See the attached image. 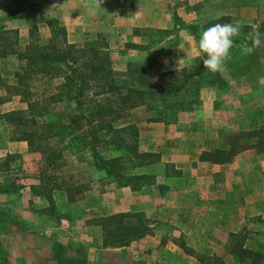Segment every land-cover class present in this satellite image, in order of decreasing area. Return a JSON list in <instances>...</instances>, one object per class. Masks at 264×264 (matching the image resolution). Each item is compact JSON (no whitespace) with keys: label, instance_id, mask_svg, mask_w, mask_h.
I'll use <instances>...</instances> for the list:
<instances>
[{"label":"trees","instance_id":"16d2710c","mask_svg":"<svg viewBox=\"0 0 264 264\" xmlns=\"http://www.w3.org/2000/svg\"><path fill=\"white\" fill-rule=\"evenodd\" d=\"M202 4H195L193 11ZM19 8L28 21L25 40L20 42L16 29L0 30V59L13 56L17 61L15 69L0 78V104L18 97L24 108L1 113L0 122L7 128L8 141H22L26 152L42 157L35 194L50 202L52 192L59 190L70 204L89 189V177H83L80 166L79 178L63 171L68 153L76 157V162L102 172L103 176H98L101 185L112 183L131 191L155 185L162 195L159 181L166 177L169 165L164 164L160 178L137 171L157 163L160 155L139 148L138 129L127 118L135 108H142L147 122L175 121L199 110L201 82L207 79L199 58L194 59L192 71L182 66L153 73L151 64L144 60H127L117 71L112 67L106 34L96 32L81 42H70L59 18L44 15L36 3L23 2ZM171 16V31H152L175 34L181 28L180 20L174 11ZM207 21L205 28L233 22L222 15ZM41 25L47 31L45 37L38 30ZM188 30L193 33L189 26ZM149 33L146 27L133 28L132 34L140 37V43L125 42L124 47L147 50ZM236 134L226 146L202 151L198 160L222 164L244 149L264 152V127ZM86 224L99 228L100 247L109 249L127 247L150 231L149 220L142 212L109 213L86 220ZM245 235L243 231L231 234L228 252L240 261L264 264L263 255L242 246Z\"/></svg>","mask_w":264,"mask_h":264},{"label":"rangeland","instance_id":"374dc122","mask_svg":"<svg viewBox=\"0 0 264 264\" xmlns=\"http://www.w3.org/2000/svg\"><path fill=\"white\" fill-rule=\"evenodd\" d=\"M23 2L36 3L39 7L42 4L44 8H47L44 14L54 9L64 10L62 3L53 1L40 4L39 0H0V30L16 29L20 42L26 38L28 25L27 18L19 8V4ZM200 2L203 4L194 12L193 6ZM104 3L116 4L118 8L115 9V13L122 14L113 17L111 15L108 20L83 15L80 18L81 24H75L65 11L62 21L65 24L68 41L78 43L85 38H91L98 30H108L107 32L117 33L113 37H107L114 70L121 71L127 60H144L151 64L153 73L182 66L192 71L194 59L199 58L202 74L207 77L201 82V108L196 112L181 115L175 121L147 122L145 120L147 115L142 108L130 111L129 118H127L128 123L132 122L138 129V143L141 150L158 152L159 147L165 149L164 144L172 140L174 142L172 145L179 146L178 148L182 150L188 149V153H193V157L195 155L198 158L204 150L223 147L226 143H231L240 130L264 127V45L250 56L240 55V46L249 42L252 33L256 30L264 33V3L262 0H104ZM246 5H250L251 8H245ZM135 7L137 8L134 11L136 14H130ZM172 11L179 17L178 24L181 28L175 34L153 32L152 30L159 29L171 31ZM218 15L229 16L233 22L241 20L247 29H242L240 35L235 37L236 42L230 50L232 58L226 62L224 70L210 73L203 67L197 54V42L200 33L206 29L204 24L208 22L207 20ZM132 16H136L135 19L131 18ZM250 20L252 21L248 22ZM133 23L150 29L151 33L148 38L151 44L147 50L137 51L124 47L123 38L130 39L127 32L130 24ZM188 26L191 27L193 33L188 30ZM38 30L42 37L47 35L44 26H38ZM138 43L140 39L136 42ZM234 51L238 52L232 55ZM16 65L17 61L13 56L0 59V74L2 75L0 78H5V73L13 71ZM225 84L228 85L227 89L224 88ZM17 108H24V104L19 101L18 97H12L0 104V114ZM6 141H8L7 128L0 122V254L12 255L8 264H15L23 255L28 261L26 263L24 257L22 258L26 264H155L150 261V257H144L137 262L132 258L134 253H143L148 256L152 250L151 226L148 234L132 241L125 251H97L98 244L93 242L92 229L88 228L91 225L86 224V220L91 218L85 220L76 218L77 215L73 210L58 203L52 195L51 201L47 202L35 194L39 183L37 173L43 167L40 154L37 152L20 154L19 151L7 153L4 151ZM65 159L67 164L63 167L64 172L76 175L74 178H79L77 167L80 166V173L84 172L83 177L88 175L89 189L84 193L91 190L98 194L101 192L118 194L119 198H124V194L117 193L122 192L121 187H116L112 183L101 185L98 176H103L102 172L93 170L85 162H76V157L68 153H65ZM187 161L192 163L190 159ZM199 161L193 162L192 165L197 162L199 166H202ZM150 168H140L137 171L156 172L155 168ZM200 168L198 171L204 170L205 167L203 165ZM166 174V177L159 181L163 193L172 183L169 182L175 180L173 177L177 172L169 166ZM151 192L152 189L148 186L142 189L140 194L148 195ZM156 192L158 194L157 189ZM112 201L116 200L112 199ZM56 214H66V222L56 218ZM41 216L45 217V221L40 219ZM144 216L149 223H153L156 218L154 216L149 219L147 214ZM81 223H84L85 230L82 229ZM68 224L70 229H68ZM46 227L55 232L50 240L39 233V229ZM54 227H58L57 231ZM4 232L14 234L12 240L2 241ZM173 240L184 250L192 252L189 249L190 246L184 245V241L177 238ZM231 242L232 239L223 247H214L216 256L213 257L194 253L197 254V259L202 264H223V262L226 263L224 255L228 252ZM44 247L48 253L50 252L49 257L46 254L41 255L44 253Z\"/></svg>","mask_w":264,"mask_h":264},{"label":"crops","instance_id":"0c3cea01","mask_svg":"<svg viewBox=\"0 0 264 264\" xmlns=\"http://www.w3.org/2000/svg\"><path fill=\"white\" fill-rule=\"evenodd\" d=\"M47 1L62 3L64 10L54 9L49 13L46 11L47 14H44L47 8H44L41 3ZM39 2L44 15L55 16L62 21L66 11L67 16L75 24H81L80 18L83 15L108 20L111 15L113 17L122 14L120 12L115 13V9L118 8L116 4H106L104 0L101 7L98 8L92 5L85 6L82 0H39ZM262 2L264 3V0ZM245 8L251 7L246 5ZM135 10H137L136 7L131 10L130 14L135 15ZM135 17L132 16L131 18L135 19ZM145 27L134 25V23L130 24L127 32L130 39L123 38V41L136 43L140 37L133 35L132 29ZM107 31L98 30L99 33L106 34L108 37L117 35L115 32ZM172 144L174 142L169 140L164 144L165 149L159 147L160 160L150 166L156 169L154 173L158 178L162 177L164 173V164L169 165L177 172L173 177L175 180L169 182L172 183L162 195L159 193L158 195L156 186L152 185L150 186L152 192L148 195L140 194L141 190L131 191L127 187H121L120 191L122 192L117 193L124 194L123 199L119 198L118 194L113 195L107 192L98 194L91 190L70 204H66L65 195L62 191L52 192V197L66 208L73 210L77 215L76 218L81 220L126 211L142 212L147 214L149 219L156 216L153 223H150L153 241L151 246L153 248L148 256L143 253H134L132 258L136 262L144 257H150V261L155 264H202L198 261L196 253L207 257L216 256L214 247H223L231 240V234H236L239 231L246 232L242 246L264 256V152L258 153L252 149H244L237 153L230 162L222 164L199 161L205 168L198 171L202 167L197 164L198 158L195 155L193 157V153H188V149L182 150L178 148L179 146L175 147ZM4 146V151L7 153L19 151L20 154L23 152V154H29L26 153V145L22 141H6ZM189 159L192 163H188L187 160ZM195 161H197L196 164L192 165ZM183 162L184 165H182ZM112 199L116 201H112ZM65 215L56 214L55 217L66 222L67 217ZM44 218L43 216L40 217L41 220ZM81 225L82 229L85 230L84 223ZM88 228L92 229L93 242L98 244L97 251L121 252L127 248H101L99 228L93 225ZM54 229L57 231L58 227H54ZM68 229H70L69 224ZM39 233L50 240L55 232L46 227L39 229ZM13 235L4 232L2 241L12 240ZM174 238L184 241V245L190 246L189 249L192 252L178 246L173 242ZM45 254L47 257L51 255L44 247V253L41 255L44 256ZM23 257L27 263L24 255ZM224 257L226 263L223 262V264H250L247 260H238L237 256L230 252L225 253ZM11 258V254H0V264H8L7 262ZM22 258L20 257V261L18 260L15 264H26Z\"/></svg>","mask_w":264,"mask_h":264},{"label":"clouds","instance_id":"9594fccd","mask_svg":"<svg viewBox=\"0 0 264 264\" xmlns=\"http://www.w3.org/2000/svg\"><path fill=\"white\" fill-rule=\"evenodd\" d=\"M103 0H82L85 6L101 7ZM244 24L241 20L231 23H214L204 29L197 42L198 56L203 67L210 73L222 72L231 57L234 38L239 36ZM264 45V33L256 30L249 37V42L240 46V55L250 56Z\"/></svg>","mask_w":264,"mask_h":264}]
</instances>
